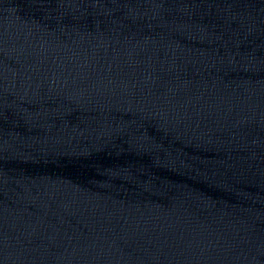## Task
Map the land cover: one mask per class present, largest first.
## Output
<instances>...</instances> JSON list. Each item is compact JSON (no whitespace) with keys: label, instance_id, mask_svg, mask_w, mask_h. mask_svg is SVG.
<instances>
[{"label":"water","instance_id":"obj_1","mask_svg":"<svg viewBox=\"0 0 264 264\" xmlns=\"http://www.w3.org/2000/svg\"><path fill=\"white\" fill-rule=\"evenodd\" d=\"M0 264H264V0H0Z\"/></svg>","mask_w":264,"mask_h":264}]
</instances>
